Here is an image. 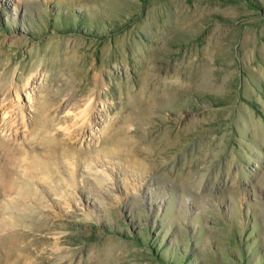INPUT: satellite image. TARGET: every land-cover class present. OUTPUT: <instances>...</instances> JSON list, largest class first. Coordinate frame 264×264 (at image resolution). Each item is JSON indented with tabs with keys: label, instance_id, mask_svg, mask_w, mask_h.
I'll list each match as a JSON object with an SVG mask.
<instances>
[{
	"label": "rangeland",
	"instance_id": "374dc122",
	"mask_svg": "<svg viewBox=\"0 0 264 264\" xmlns=\"http://www.w3.org/2000/svg\"><path fill=\"white\" fill-rule=\"evenodd\" d=\"M11 81L0 264H264V0H0Z\"/></svg>",
	"mask_w": 264,
	"mask_h": 264
},
{
	"label": "bare ground",
	"instance_id": "6f19581e",
	"mask_svg": "<svg viewBox=\"0 0 264 264\" xmlns=\"http://www.w3.org/2000/svg\"><path fill=\"white\" fill-rule=\"evenodd\" d=\"M155 39H156V37H155ZM148 71H149V69H148ZM206 75H208V74H206ZM201 80L203 81L204 79H201ZM154 82L155 81L152 78H148L145 81L146 86L148 88H151V89L148 90L147 93H144L145 97H140V96L135 97L133 99V101L131 102V106L138 108L139 110L140 109L143 110L145 107L149 108L150 106H152V104L154 102L156 103L157 101H159L162 97L161 95L164 96V95H166V94L168 95L170 93V91H168V90H162L161 87L159 85H157L158 83H154ZM203 83H205V81H203ZM204 85H207V82ZM28 86H29V79L27 80L26 88ZM7 87L8 88H5L3 86V88H1V90H0V136L3 137L4 139H7V141L9 142V140H12L13 134H15V136H16V134L18 133L20 128L25 127V120H24V116H23L25 107L22 105V100H21L22 91H21V89L15 83H13V81L9 82ZM175 88H177V87H175ZM175 88H173V89H175ZM163 89H165V88H163ZM147 94H149V95L147 96ZM98 102H99V95L97 92V93H90L88 98L82 103L83 109L81 110V114H82L81 118L86 121L84 124L85 127L81 130L82 135H84V133H85L86 126H89L92 124L90 117H91L92 112H93V110H94V108ZM158 106H160V105L158 104ZM133 110H134V108H133ZM139 110H137V111H139ZM17 117H19L21 122L17 121ZM8 142L0 140V152H1V154H0V176H1V178L5 177V176L7 178L11 177L15 180V178L13 176L14 172L16 169H18L19 163H24L26 153L23 150H18V148H12L11 146H9L7 144ZM14 142H15V140H14ZM11 163L14 165V169H13V167L10 166ZM9 166H10V169H8ZM19 166H20V164H19ZM24 171L25 172L27 171V166L24 167ZM17 173H18V171H16L15 174H17ZM10 180H12V179H10ZM6 183H8V182H6ZM26 187H27V183H24L22 180L21 188L25 189ZM12 188H13V186H12Z\"/></svg>",
	"mask_w": 264,
	"mask_h": 264
}]
</instances>
